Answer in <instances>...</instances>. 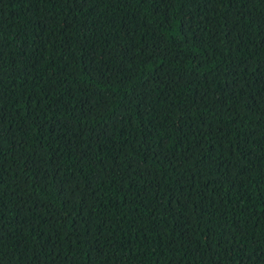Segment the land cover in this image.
Returning <instances> with one entry per match:
<instances>
[{"label": "trees", "instance_id": "obj_1", "mask_svg": "<svg viewBox=\"0 0 264 264\" xmlns=\"http://www.w3.org/2000/svg\"><path fill=\"white\" fill-rule=\"evenodd\" d=\"M0 264H264V0H0Z\"/></svg>", "mask_w": 264, "mask_h": 264}]
</instances>
